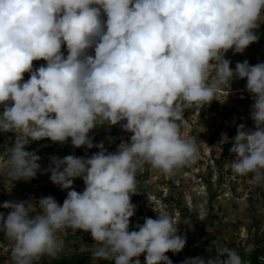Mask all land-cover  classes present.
I'll list each match as a JSON object with an SVG mask.
<instances>
[{
  "label": "clouds",
  "instance_id": "9594fccd",
  "mask_svg": "<svg viewBox=\"0 0 264 264\" xmlns=\"http://www.w3.org/2000/svg\"><path fill=\"white\" fill-rule=\"evenodd\" d=\"M260 24L264 0H0V132L15 133L0 153V176L11 184L35 178L41 166L26 150L31 142L98 149L53 157L43 170L67 192L62 204L48 195L0 205L8 210L0 212V233L10 242L11 264L57 258L58 234L78 230L93 238L94 264H141V254L145 264H172L166 253L184 249L179 225L189 221L154 210L155 219L130 230L137 173L149 165L171 176L194 164L199 146L181 131L184 111L218 100L222 89L228 95L234 79L246 80L254 126H237L230 168L264 187V62L233 69L225 58L257 42ZM98 126H119L130 136L109 152L103 141L93 143L90 131ZM227 142L222 133L219 143ZM77 178L82 191L73 187ZM213 245L207 264H245L235 248Z\"/></svg>",
  "mask_w": 264,
  "mask_h": 264
},
{
  "label": "rangeland",
  "instance_id": "374dc122",
  "mask_svg": "<svg viewBox=\"0 0 264 264\" xmlns=\"http://www.w3.org/2000/svg\"><path fill=\"white\" fill-rule=\"evenodd\" d=\"M255 30L257 36H261V28ZM65 55L66 47L62 46ZM230 60V67L235 69L237 62L247 60L255 65L264 62V39L249 45L241 53L233 54L229 50L225 56ZM46 63L34 61L35 67ZM29 74H24L27 80ZM246 80L234 79L231 91L222 89L211 104L203 108L193 105L184 111V120L187 122L181 131L187 138H193L199 146L197 161L191 166L179 169L175 175H165L159 170L145 165L136 176L139 186V194L132 196V203L136 207L135 215L130 218V230H136L137 223L143 224L145 217L155 219L157 212L162 210L173 216L176 221H189L180 223L179 234L186 236L184 249L173 254L166 255L173 262L176 256L182 261L192 257H201L205 260L211 258L214 253L213 241H225V245L235 248L238 252L245 251L249 245L264 238V187L253 186L250 178L239 176L232 172L230 160L235 157L230 153V141L220 144L222 133L229 140L234 129L239 124L253 127L250 118V106L253 103L251 96L245 90ZM2 110V108H0ZM205 113H202V111ZM204 114V115H203ZM94 138L93 143L104 142L109 152L116 151L122 140L127 141L130 134L124 132L119 126L110 129L107 126H98L90 131ZM112 139L109 140L108 138ZM48 143L52 142L47 139ZM15 141V133L0 132V153L3 146H11ZM31 142L26 146L30 151ZM98 149L73 148L71 143L60 144L55 142V154L39 159L41 170L37 172V179L19 180L11 184L0 176V205L5 201H24L30 198L39 199L42 196H53L60 204L66 198L67 192L54 185L50 179V173H44L53 157L63 158L66 155L90 156ZM46 158V164L44 160ZM5 160L0 157V169L4 167ZM73 187L82 191L84 183L82 179H75ZM10 189V190H9ZM0 212L7 214L8 210L0 207ZM62 241V251L57 258L43 257L39 264H49L52 261L68 257L74 254H89L93 247V238L90 233L78 230L59 233ZM10 242L0 233V264H11ZM141 264H145V254L140 255ZM87 264H94L91 260ZM96 264H113V261L101 260ZM247 264V263H245Z\"/></svg>",
  "mask_w": 264,
  "mask_h": 264
},
{
  "label": "trees",
  "instance_id": "16d2710c",
  "mask_svg": "<svg viewBox=\"0 0 264 264\" xmlns=\"http://www.w3.org/2000/svg\"><path fill=\"white\" fill-rule=\"evenodd\" d=\"M261 38L264 39V25L261 28V36H258V39H261ZM202 113H205V111L203 110ZM236 130L237 129H234L231 135L229 136L230 145H231L232 138L236 135ZM54 150H55V142L48 143L47 139L33 142L30 148V151L35 152L40 157V159L55 154ZM38 163L41 164L39 161ZM43 163L44 165L47 163L46 158ZM37 175L35 176V178L30 179V182L37 179ZM222 243L224 244L225 241L222 240ZM252 249L253 250L250 252H245V251L239 252L244 262L247 264H264V238L262 239V241L258 240ZM215 255H216V252L214 248V253L210 254L209 256L214 257ZM192 258H196V257H192ZM133 259H136V258H133ZM138 259H140V256L138 257ZM90 261H91V253L74 254L68 257L58 258L49 264H87ZM113 264H114V261H113ZM172 264H185V262L181 260L180 256H176Z\"/></svg>",
  "mask_w": 264,
  "mask_h": 264
}]
</instances>
